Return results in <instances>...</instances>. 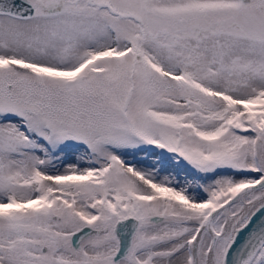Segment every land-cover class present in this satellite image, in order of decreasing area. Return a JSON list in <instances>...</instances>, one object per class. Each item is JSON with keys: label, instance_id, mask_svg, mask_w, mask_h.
I'll return each instance as SVG.
<instances>
[{"label": "snow or ice", "instance_id": "snow-or-ice-1", "mask_svg": "<svg viewBox=\"0 0 264 264\" xmlns=\"http://www.w3.org/2000/svg\"><path fill=\"white\" fill-rule=\"evenodd\" d=\"M0 264H264V0H0Z\"/></svg>", "mask_w": 264, "mask_h": 264}]
</instances>
